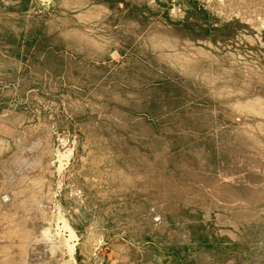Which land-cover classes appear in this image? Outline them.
Listing matches in <instances>:
<instances>
[{
  "label": "rangeland",
  "instance_id": "374dc122",
  "mask_svg": "<svg viewBox=\"0 0 264 264\" xmlns=\"http://www.w3.org/2000/svg\"><path fill=\"white\" fill-rule=\"evenodd\" d=\"M37 136L40 264H264V0H0V160Z\"/></svg>",
  "mask_w": 264,
  "mask_h": 264
},
{
  "label": "bare ground",
  "instance_id": "6f19581e",
  "mask_svg": "<svg viewBox=\"0 0 264 264\" xmlns=\"http://www.w3.org/2000/svg\"><path fill=\"white\" fill-rule=\"evenodd\" d=\"M20 138L19 136L15 140ZM28 140H23L17 146V151L8 159L0 160V168L5 171L8 177L6 189L10 184L13 185L9 187V190L4 188L0 191V213L4 215L0 218V225L5 224L4 228L11 226L6 228L5 235L3 233L7 239L6 242L4 245H0V250L3 251L0 252V255L3 256V264H40L41 260L47 261L52 258L63 257L61 249H59V241L52 235L50 225L40 224L39 219L33 218L37 213L43 214L50 200H48L49 191L45 188L43 178H40L38 171L36 173L41 161L39 162V157L36 159L29 157L33 147L38 145L39 138L37 136V139ZM40 169L42 170V168ZM16 186L21 187V189L16 188ZM58 213L56 219H61ZM63 226L67 230L69 238L74 239V235L67 224L65 223ZM41 229L46 235L41 232ZM64 245L68 256H72L75 252L73 243H69L67 240Z\"/></svg>",
  "mask_w": 264,
  "mask_h": 264
}]
</instances>
